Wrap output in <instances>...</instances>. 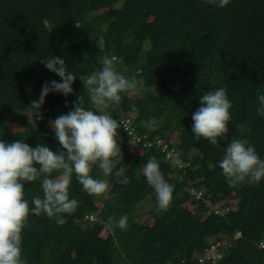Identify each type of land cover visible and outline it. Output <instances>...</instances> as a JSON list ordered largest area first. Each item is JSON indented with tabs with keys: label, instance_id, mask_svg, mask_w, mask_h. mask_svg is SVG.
I'll list each match as a JSON object with an SVG mask.
<instances>
[{
	"label": "trees",
	"instance_id": "obj_1",
	"mask_svg": "<svg viewBox=\"0 0 264 264\" xmlns=\"http://www.w3.org/2000/svg\"><path fill=\"white\" fill-rule=\"evenodd\" d=\"M101 36L103 51L96 45ZM51 56L76 76L73 92H50L43 118L36 119L30 105L42 85L61 81L40 63ZM103 57L137 81L135 93H121L107 109L118 122L130 117L133 134L118 128L121 155L113 158L112 175L92 167L93 178L109 183L107 193L88 195L73 175L69 197L78 206L63 215L65 224L29 213L24 264H196L205 260L200 252L217 242L218 264H264L258 246L264 239V178L230 187L219 167L233 138L247 139L264 159V117L256 111L258 94H264V0H230L223 8L204 0H0V140L62 150L50 122L72 110L78 97L92 108L82 81ZM220 87L232 104L229 132L215 146L197 142L191 117L199 97ZM151 157L174 186L166 211H157L143 174ZM121 168L126 185L115 176ZM42 179L25 183L30 208L33 197L43 198ZM125 215L127 230L109 227L110 216ZM94 222L113 235V248L103 249Z\"/></svg>",
	"mask_w": 264,
	"mask_h": 264
},
{
	"label": "clouds",
	"instance_id": "obj_2",
	"mask_svg": "<svg viewBox=\"0 0 264 264\" xmlns=\"http://www.w3.org/2000/svg\"><path fill=\"white\" fill-rule=\"evenodd\" d=\"M205 3L223 8L230 0H204ZM93 39V38H92ZM97 48L103 51L104 38L96 40ZM46 69L57 74L61 81H46L37 100L31 102L30 108L36 119H42L40 112L45 97L50 92L68 96L73 92L72 83L76 76L60 57H48L40 61ZM102 65L82 81L87 91L91 109L82 106L81 98L73 104L72 110L52 120L51 127L62 150L53 151L47 145L37 144L35 147L22 140L7 143L0 140V264H24L22 260V233L28 223L31 212L39 216L55 218L57 225H63L64 214L75 212L78 202L69 197V186L73 175L82 186V191L90 196H102L110 189L104 179H95L90 174L94 165L104 176L113 174L114 159L121 155L117 143V130L120 122L114 119L107 109L121 101V93H135L138 90L135 77L127 78L118 72L113 62L103 57ZM259 93V90H258ZM200 107L192 114L193 139L199 142L207 140L217 145L229 132L231 120V102L227 90L223 87L206 92L199 97ZM259 106L256 111L264 117V94H258ZM133 111L135 106L133 105ZM245 125L238 126L243 131ZM219 167L230 187H237L247 182L258 184L264 178V159L257 154L255 147L247 139L233 138L225 149ZM125 169L115 172V176L123 177L118 183L128 184L124 175ZM53 173H57L55 177ZM146 182L155 192L157 211H166L172 200L174 186L165 181L159 163L155 157L149 158L143 169ZM43 176L41 181L43 198L33 197L30 208L25 199L26 182H34ZM128 217L108 218L109 227L127 230ZM215 246H208L202 252L205 264H218L222 252Z\"/></svg>",
	"mask_w": 264,
	"mask_h": 264
},
{
	"label": "rangeland",
	"instance_id": "obj_3",
	"mask_svg": "<svg viewBox=\"0 0 264 264\" xmlns=\"http://www.w3.org/2000/svg\"><path fill=\"white\" fill-rule=\"evenodd\" d=\"M174 164H177V162L175 161ZM184 171V170H182ZM190 193L193 192V189H190L189 191ZM151 202L148 200L145 204V207L146 209H149L151 207ZM98 209H100L98 207ZM92 218V216H90ZM96 217V216H95ZM97 220V219H96ZM93 226V229H94V232L101 238L104 239V244H103V249L104 250H109L111 248H113L115 246V241L113 240V235L110 234V232L108 231V229L101 225V223L99 222H94V224L92 225ZM238 233L235 234V237H237ZM223 242H230L229 239L227 238H224V241ZM69 255V253L67 254V256Z\"/></svg>",
	"mask_w": 264,
	"mask_h": 264
},
{
	"label": "built area",
	"instance_id": "obj_4",
	"mask_svg": "<svg viewBox=\"0 0 264 264\" xmlns=\"http://www.w3.org/2000/svg\"><path fill=\"white\" fill-rule=\"evenodd\" d=\"M121 124V126L123 127L124 130H126L128 132V134H133V127H132V121H131V118L130 117H124V118H121L120 121H119ZM258 246L260 248H263L264 249V239H261L259 242H258ZM209 256H207L206 258H208ZM205 258V259H206ZM205 260L203 261L202 258H200L196 264H205L204 263Z\"/></svg>",
	"mask_w": 264,
	"mask_h": 264
}]
</instances>
